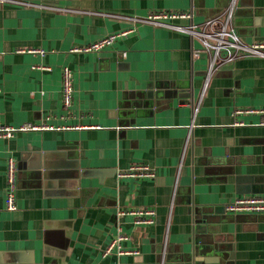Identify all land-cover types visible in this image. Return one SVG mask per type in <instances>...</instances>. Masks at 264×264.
<instances>
[{
  "label": "crops",
  "instance_id": "crops-1",
  "mask_svg": "<svg viewBox=\"0 0 264 264\" xmlns=\"http://www.w3.org/2000/svg\"><path fill=\"white\" fill-rule=\"evenodd\" d=\"M229 2L0 3V127H44L0 133V264H264V214L225 210L264 196V114H235L264 109V57L222 65L205 87L209 57L197 39L123 18L186 11L192 19L173 23L200 25ZM235 27L246 44L264 42V0H238ZM128 29L102 51L72 52ZM65 67L75 86L70 108ZM45 152L102 174L64 195L59 180L44 186L36 170ZM10 158L16 211L6 208ZM137 165L155 176L119 177ZM139 208L154 209V222L120 214ZM119 228L124 253L104 255Z\"/></svg>",
  "mask_w": 264,
  "mask_h": 264
},
{
  "label": "built area",
  "instance_id": "built-area-1",
  "mask_svg": "<svg viewBox=\"0 0 264 264\" xmlns=\"http://www.w3.org/2000/svg\"><path fill=\"white\" fill-rule=\"evenodd\" d=\"M0 3H15V0H0ZM21 4H27L21 2ZM50 8L49 6H41ZM238 7V0H230L226 10L218 17L207 19L200 25H185L174 24L175 20L192 19L191 12H152L145 18L140 17H123L126 20L134 23H147L154 26L170 28L181 33H186L194 37L201 44V50L209 57V66L205 78V87L208 85L210 79L216 74L219 67L225 64L233 63L235 60L244 57H264V42L254 43L252 45L246 44L235 27V17ZM134 29H128L119 33L110 34L88 46L74 47V53H91L99 52L107 47L113 45L116 40L121 37L127 36L132 33ZM30 53H44L43 51L29 49ZM75 93V86L73 81V73L69 67L63 69V88H62V101L66 108H70L73 104ZM263 113V110L249 109L237 110L235 114L243 113ZM240 124V123H238ZM44 127L34 124H26L21 127H0V133L5 137H12L18 131H35L41 130ZM140 177L152 178L155 176L148 166L137 165L130 170L119 173V177ZM17 191H18V165L17 161L10 158L7 167V198L6 208L9 211H16L17 206ZM225 210L230 214H264V196L254 197H240L228 203ZM121 215H130L134 217L135 224H151L154 222L156 212L152 208H139L132 209L128 212L121 211ZM128 236L119 228L117 237L107 247L104 255L112 253L116 248L120 254V243L127 240Z\"/></svg>",
  "mask_w": 264,
  "mask_h": 264
},
{
  "label": "water",
  "instance_id": "water-1",
  "mask_svg": "<svg viewBox=\"0 0 264 264\" xmlns=\"http://www.w3.org/2000/svg\"><path fill=\"white\" fill-rule=\"evenodd\" d=\"M64 155L61 152L40 154L36 170H42V177L45 180L44 186L48 183L56 182L55 179H57L66 188L63 194L73 195L77 194L81 179L88 178L94 173L96 175L102 174V172L98 173L99 171L83 170L76 162L71 161L68 164L64 160Z\"/></svg>",
  "mask_w": 264,
  "mask_h": 264
}]
</instances>
